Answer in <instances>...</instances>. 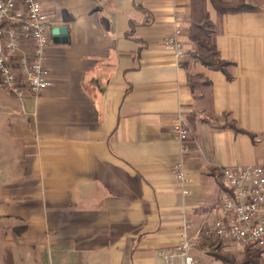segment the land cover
I'll return each instance as SVG.
<instances>
[{
	"label": "crops",
	"instance_id": "obj_1",
	"mask_svg": "<svg viewBox=\"0 0 264 264\" xmlns=\"http://www.w3.org/2000/svg\"><path fill=\"white\" fill-rule=\"evenodd\" d=\"M190 1L41 0L49 31L66 33L47 48L40 95L0 85V264H165L185 222L195 235L214 217L221 168L264 161V0L220 18L230 79L189 57ZM176 26L180 61L165 48ZM203 239L196 264H228Z\"/></svg>",
	"mask_w": 264,
	"mask_h": 264
},
{
	"label": "built area",
	"instance_id": "obj_2",
	"mask_svg": "<svg viewBox=\"0 0 264 264\" xmlns=\"http://www.w3.org/2000/svg\"><path fill=\"white\" fill-rule=\"evenodd\" d=\"M49 21L50 13L43 9L41 0H0V85L7 91L27 90L38 96L50 85V72L45 64L46 51L52 42ZM181 32L176 26L165 39L166 50L178 61L187 55L180 40ZM171 134L180 141L184 154L190 129L181 113L173 120ZM172 170L180 183L188 181L183 159ZM221 173L224 188L219 202L211 209L214 217L195 235H189V224L185 222L177 243L160 251L165 264H196L192 250L198 243L197 236L217 239L226 248L229 243L237 248L238 254L247 247L255 248L264 264V161L223 167Z\"/></svg>",
	"mask_w": 264,
	"mask_h": 264
},
{
	"label": "trees",
	"instance_id": "obj_3",
	"mask_svg": "<svg viewBox=\"0 0 264 264\" xmlns=\"http://www.w3.org/2000/svg\"><path fill=\"white\" fill-rule=\"evenodd\" d=\"M206 1L207 0L190 1V25L188 28V36L195 44V50L188 53V55L192 60L199 61L210 69L220 70L227 79H230L231 76L228 68L231 63L219 57L214 42V38L220 30V18L224 14L253 11L256 10L257 7L245 0H208L218 14V21L213 23L208 17ZM193 78L194 76L192 75L188 78L190 87H192ZM203 84L207 86L209 82L205 81ZM227 126L234 132L247 133L244 129L238 127L234 120L228 121ZM250 136L252 135L250 134ZM245 251L244 258L240 261H236V257L228 253L217 254L216 256L228 264H262L255 248L247 247Z\"/></svg>",
	"mask_w": 264,
	"mask_h": 264
},
{
	"label": "rangeland",
	"instance_id": "obj_4",
	"mask_svg": "<svg viewBox=\"0 0 264 264\" xmlns=\"http://www.w3.org/2000/svg\"><path fill=\"white\" fill-rule=\"evenodd\" d=\"M188 124V123H187ZM190 136V135H189ZM261 163V162H260ZM258 164V163H257ZM249 165H255V164H249ZM246 166V165H245ZM243 167V166H242ZM221 170H222V168H221ZM222 174V173H221ZM189 233V232H188ZM189 235H191L190 233H189ZM203 240L204 239H202V238H199L198 239V236H197V241H198V243L196 244V247H199L200 245H201V243H203ZM207 241H209V242H211V243H213V244H217V245H219L220 247H221V243H219L218 242V240L216 239V241L215 240H212V239H210V238H208V240ZM195 247V248H196ZM231 247V248H230ZM214 249H216V248H214L213 247V250ZM212 250V251H213ZM217 250H218V248H217ZM223 250L225 251V253H228V254H231V255H233V256H235L237 253H236V250H237V248L235 247V246H233V245H231V244H229L228 243V248H226V247H223ZM238 251V250H237ZM245 249H244V252L243 253H239L240 255H241V260L244 258V254H245ZM236 257V256H235Z\"/></svg>",
	"mask_w": 264,
	"mask_h": 264
},
{
	"label": "water",
	"instance_id": "obj_5",
	"mask_svg": "<svg viewBox=\"0 0 264 264\" xmlns=\"http://www.w3.org/2000/svg\"><path fill=\"white\" fill-rule=\"evenodd\" d=\"M66 33V29L65 27H52L51 29V35H52V39L55 40L59 34H65Z\"/></svg>",
	"mask_w": 264,
	"mask_h": 264
}]
</instances>
